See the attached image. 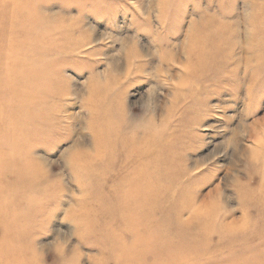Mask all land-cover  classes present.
I'll return each instance as SVG.
<instances>
[{"label":"rangeland","instance_id":"374dc122","mask_svg":"<svg viewBox=\"0 0 264 264\" xmlns=\"http://www.w3.org/2000/svg\"><path fill=\"white\" fill-rule=\"evenodd\" d=\"M164 254L264 264V0H0V264Z\"/></svg>","mask_w":264,"mask_h":264},{"label":"bare ground","instance_id":"6f19581e","mask_svg":"<svg viewBox=\"0 0 264 264\" xmlns=\"http://www.w3.org/2000/svg\"><path fill=\"white\" fill-rule=\"evenodd\" d=\"M217 44V43H216ZM217 46H218V44H217ZM202 54V53H201ZM203 55V54H202ZM204 56V55H203ZM205 58V57H204ZM147 149V148H146ZM146 151V150H145ZM152 158V157H151ZM177 175H180V174H177V172H175L174 173V177H176ZM173 177V178H174ZM152 187H150V188H148V189H146V190H144V193H143V199L140 201V204H139V207L138 208H142L141 210H143L147 205H145V203L146 202H148L147 201V192L151 189ZM164 196V195H163ZM148 200H151V198L148 196ZM158 203L160 204V202L159 201H157L156 200V205H158ZM154 205H152L151 206V208H152V210H154ZM151 208L150 207H148L147 209L148 210H151ZM151 210V211H152ZM162 212H163V210H162ZM167 213V212H166ZM167 215H169V214H167ZM206 227L204 226V229H205ZM207 231V230H206ZM195 244V243H194ZM249 248V247H248ZM251 250V249H250ZM173 256V255H172ZM188 255H185V256H179L180 258H183V257H187ZM175 257V256H174ZM246 257V256H245ZM247 258V257H246ZM175 259H177L176 257H175ZM169 260H170V258L168 259H165V254L163 255V256H160V257H157L156 258V261H155V263H153V264H168V262H169ZM172 260H174V259H172ZM171 261V260H170ZM177 261V260H176ZM258 261V260H257ZM177 263V262H176ZM185 263V262H184Z\"/></svg>","mask_w":264,"mask_h":264}]
</instances>
